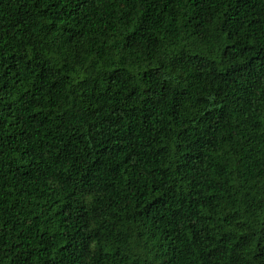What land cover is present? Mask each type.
Listing matches in <instances>:
<instances>
[{
	"label": "trees",
	"instance_id": "trees-1",
	"mask_svg": "<svg viewBox=\"0 0 264 264\" xmlns=\"http://www.w3.org/2000/svg\"><path fill=\"white\" fill-rule=\"evenodd\" d=\"M0 264H264V0H0Z\"/></svg>",
	"mask_w": 264,
	"mask_h": 264
}]
</instances>
